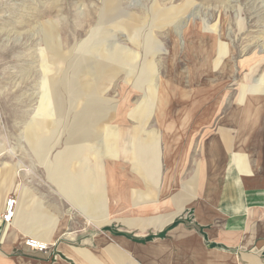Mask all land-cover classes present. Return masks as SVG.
<instances>
[{
    "label": "rangeland",
    "instance_id": "374dc122",
    "mask_svg": "<svg viewBox=\"0 0 264 264\" xmlns=\"http://www.w3.org/2000/svg\"><path fill=\"white\" fill-rule=\"evenodd\" d=\"M262 78L264 0H0V183L9 170L5 195L28 204L19 225L50 226L46 202H75L68 231H85L96 202L171 199Z\"/></svg>",
    "mask_w": 264,
    "mask_h": 264
},
{
    "label": "crops",
    "instance_id": "0c3cea01",
    "mask_svg": "<svg viewBox=\"0 0 264 264\" xmlns=\"http://www.w3.org/2000/svg\"><path fill=\"white\" fill-rule=\"evenodd\" d=\"M168 13L165 17L171 21ZM231 70L226 67L224 73ZM257 83L249 86L243 106H233L230 115L217 121L215 133L192 151L194 168L184 172L180 190L171 192V199L96 202L97 215L86 214L94 224L88 230L68 231L75 202L70 215L63 210L64 202H52L50 211L46 202L51 225L29 226L36 234L25 233L19 225L26 224V202H18L11 224L3 223L6 199L13 196L5 195L10 175L6 170L0 183V264H264L263 78ZM173 133L166 125V138ZM29 136L37 142L40 135ZM93 181L100 185L97 177ZM172 181L171 175L167 183ZM16 189L14 182L13 192ZM30 238L48 249L28 247Z\"/></svg>",
    "mask_w": 264,
    "mask_h": 264
},
{
    "label": "built area",
    "instance_id": "2783aa9c",
    "mask_svg": "<svg viewBox=\"0 0 264 264\" xmlns=\"http://www.w3.org/2000/svg\"><path fill=\"white\" fill-rule=\"evenodd\" d=\"M18 201L14 196H9L6 199L1 220L5 224H11L15 218L17 212ZM26 245L34 250L45 251L48 249V245L40 242L37 239H27Z\"/></svg>",
    "mask_w": 264,
    "mask_h": 264
}]
</instances>
